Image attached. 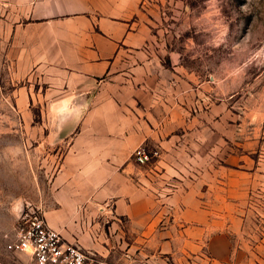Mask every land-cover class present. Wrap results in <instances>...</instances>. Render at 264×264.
Returning <instances> with one entry per match:
<instances>
[{
    "label": "crops",
    "instance_id": "crops-1",
    "mask_svg": "<svg viewBox=\"0 0 264 264\" xmlns=\"http://www.w3.org/2000/svg\"><path fill=\"white\" fill-rule=\"evenodd\" d=\"M165 1L0 0L12 65L32 73L44 115L63 119L49 131L64 149L44 219L115 264H264L244 174L206 167L211 126L196 102L213 78L192 34L177 35L190 13L165 14ZM139 146L160 155L139 165Z\"/></svg>",
    "mask_w": 264,
    "mask_h": 264
},
{
    "label": "rangeland",
    "instance_id": "rangeland-1",
    "mask_svg": "<svg viewBox=\"0 0 264 264\" xmlns=\"http://www.w3.org/2000/svg\"><path fill=\"white\" fill-rule=\"evenodd\" d=\"M173 10L190 13L177 35L187 44L192 34L197 65L213 78L199 86L204 97L196 102L199 121L211 126L206 167L213 177L243 173L244 219L249 226L264 221V0H166L165 14ZM1 41L0 264H34L7 244L21 216L41 210L48 199L64 149L49 131L63 119L44 115L43 100L33 99L32 73L12 65Z\"/></svg>",
    "mask_w": 264,
    "mask_h": 264
},
{
    "label": "built area",
    "instance_id": "built-area-1",
    "mask_svg": "<svg viewBox=\"0 0 264 264\" xmlns=\"http://www.w3.org/2000/svg\"><path fill=\"white\" fill-rule=\"evenodd\" d=\"M159 155L158 149L139 146L131 157L142 165ZM7 249L29 255L34 264H115L76 244L65 242L56 230L47 225L41 210L21 216Z\"/></svg>",
    "mask_w": 264,
    "mask_h": 264
}]
</instances>
